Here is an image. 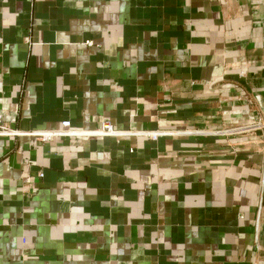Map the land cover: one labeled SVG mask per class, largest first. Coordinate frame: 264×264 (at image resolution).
I'll use <instances>...</instances> for the list:
<instances>
[{
  "label": "crops",
  "instance_id": "obj_1",
  "mask_svg": "<svg viewBox=\"0 0 264 264\" xmlns=\"http://www.w3.org/2000/svg\"><path fill=\"white\" fill-rule=\"evenodd\" d=\"M89 42V43H87ZM264 0H0V264H264Z\"/></svg>",
  "mask_w": 264,
  "mask_h": 264
},
{
  "label": "built area",
  "instance_id": "obj_2",
  "mask_svg": "<svg viewBox=\"0 0 264 264\" xmlns=\"http://www.w3.org/2000/svg\"><path fill=\"white\" fill-rule=\"evenodd\" d=\"M89 43V42H87ZM238 97L246 104L247 113L244 120L236 123L224 124L219 128L207 129H187L186 134L198 136H214L220 138H228L232 135H240L245 133H257L259 138L264 141V114L253 98L248 97V93L243 88L238 91ZM164 132L158 130H126L113 126L110 122L104 121L99 128L93 130H82L77 128H61V129H27L22 130L11 127L0 114V137H34L39 141H50L56 137H78V136H132L144 135L152 139H156ZM264 144V143H263Z\"/></svg>",
  "mask_w": 264,
  "mask_h": 264
},
{
  "label": "water",
  "instance_id": "obj_3",
  "mask_svg": "<svg viewBox=\"0 0 264 264\" xmlns=\"http://www.w3.org/2000/svg\"><path fill=\"white\" fill-rule=\"evenodd\" d=\"M262 110V109H261ZM263 112V111H262ZM264 114V113H263Z\"/></svg>",
  "mask_w": 264,
  "mask_h": 264
}]
</instances>
